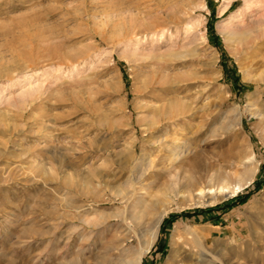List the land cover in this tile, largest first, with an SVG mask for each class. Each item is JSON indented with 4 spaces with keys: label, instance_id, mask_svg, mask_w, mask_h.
I'll list each match as a JSON object with an SVG mask.
<instances>
[{
    "label": "rangeland",
    "instance_id": "rangeland-1",
    "mask_svg": "<svg viewBox=\"0 0 264 264\" xmlns=\"http://www.w3.org/2000/svg\"><path fill=\"white\" fill-rule=\"evenodd\" d=\"M141 251L264 264V0H0V264Z\"/></svg>",
    "mask_w": 264,
    "mask_h": 264
},
{
    "label": "bare ground",
    "instance_id": "bare-ground-1",
    "mask_svg": "<svg viewBox=\"0 0 264 264\" xmlns=\"http://www.w3.org/2000/svg\"><path fill=\"white\" fill-rule=\"evenodd\" d=\"M247 36H245V34H241L240 36H239V41L240 42H245V41H247ZM261 114V113H260ZM128 150H129V155L130 156H134V154H136V149H135V145L134 144H130V146H128V148H127ZM175 149H177V148H175ZM175 152V154H174V160H178L180 157H181V153H183V152H180V151H174ZM140 166V164L138 163V165L136 166L137 168ZM191 166V165H190ZM204 166V164L202 163V161H200L198 158H196L195 159V161L193 162V167L195 168V169H198V170H200V172H198L197 171V174L196 173H193V175L192 176H190V178L189 179H186V180H188L187 182L185 181V183H182L181 185L179 184V188H180V190H185V192H192L194 189H196V188H198V186H200V184H201V182L202 181H204V176H202L201 175V170H202V168H204L203 167ZM196 172V171H195ZM142 173V172H141ZM206 180V179H205ZM210 181H215V184L217 183L218 184V189L220 190V192H219V194L220 195H223L222 196V198L221 199H225V198H228V197H231V196H233V195H235V194H237L238 192H240L241 190H243V188H245L246 186H248L249 184H251L252 183V178H250V179H247L246 181H244V182H242L241 181V183H239V184H237L232 190L228 187V186H226L224 183H222L223 181H222V179L220 178V177H218V178H212L211 177V179H210ZM183 182H184V180H183ZM179 183V182H178ZM181 183V182H180ZM211 183H213V182H211ZM213 185V184H212ZM213 187V186H212ZM211 188V187H210ZM209 188V189H210ZM215 189H217V188H215ZM208 190V189H207ZM206 190V191H207ZM205 191V189L203 188V189H201V190H199V192L200 193H202L203 194V192ZM210 191V190H209ZM208 191V192H209ZM212 191H210V193H211ZM215 192V191H214ZM199 194V193H198ZM199 195H201V194H199ZM217 196H219V195H217ZM215 201H218V200H216V198H215ZM165 213V212H164ZM163 213V214H164ZM160 215V214H159ZM162 219H163V215L161 214L160 215V217L157 219V221H156V224H155V227L156 228H158L159 226H160V224H161V222H162ZM197 233V232H196ZM193 235H194V233H193ZM199 236V235H198ZM150 247H151V245H149V246H147L146 248H145V253L146 252H148L149 251V249H150ZM137 256L135 257L136 259H135V264H141V262H142V256H143V252L141 251V252H139L138 254H136Z\"/></svg>",
    "mask_w": 264,
    "mask_h": 264
}]
</instances>
